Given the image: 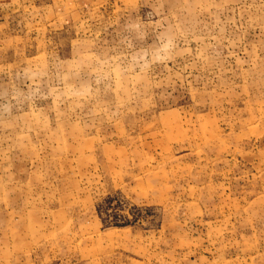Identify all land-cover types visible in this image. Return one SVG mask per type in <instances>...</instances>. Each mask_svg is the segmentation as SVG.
I'll list each match as a JSON object with an SVG mask.
<instances>
[{"label": "rangeland", "instance_id": "obj_1", "mask_svg": "<svg viewBox=\"0 0 264 264\" xmlns=\"http://www.w3.org/2000/svg\"><path fill=\"white\" fill-rule=\"evenodd\" d=\"M74 2L0 7V264H264V0Z\"/></svg>", "mask_w": 264, "mask_h": 264}, {"label": "crops", "instance_id": "obj_2", "mask_svg": "<svg viewBox=\"0 0 264 264\" xmlns=\"http://www.w3.org/2000/svg\"><path fill=\"white\" fill-rule=\"evenodd\" d=\"M32 1H34L39 6V8L36 7L35 9L39 10L40 12L46 11L48 14H50L49 16L55 22L64 23L65 21H75L78 18V15L74 10H76L79 4L75 3L74 0H0V7H11L15 6L16 4H27L31 3ZM60 9L67 11L66 14L58 13V10Z\"/></svg>", "mask_w": 264, "mask_h": 264}]
</instances>
